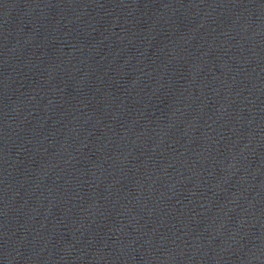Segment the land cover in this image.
<instances>
[{"label": "water", "instance_id": "95a60500", "mask_svg": "<svg viewBox=\"0 0 264 264\" xmlns=\"http://www.w3.org/2000/svg\"><path fill=\"white\" fill-rule=\"evenodd\" d=\"M0 264H264V0H0Z\"/></svg>", "mask_w": 264, "mask_h": 264}]
</instances>
